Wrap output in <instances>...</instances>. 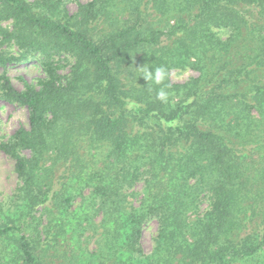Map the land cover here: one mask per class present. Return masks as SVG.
Instances as JSON below:
<instances>
[{
  "label": "trees",
  "instance_id": "trees-1",
  "mask_svg": "<svg viewBox=\"0 0 264 264\" xmlns=\"http://www.w3.org/2000/svg\"><path fill=\"white\" fill-rule=\"evenodd\" d=\"M0 39V66L13 44L47 74L23 91L0 80V102L29 111L0 142L20 181L0 202V264L264 258V0H91L75 13L0 0ZM184 68L198 76L172 82Z\"/></svg>",
  "mask_w": 264,
  "mask_h": 264
},
{
  "label": "rangeland",
  "instance_id": "rangeland-1",
  "mask_svg": "<svg viewBox=\"0 0 264 264\" xmlns=\"http://www.w3.org/2000/svg\"><path fill=\"white\" fill-rule=\"evenodd\" d=\"M70 13H75L81 3H88L91 0H65ZM0 39V44H1ZM8 52L15 56L16 60L6 66H0V80L3 77L10 79L13 85L24 90L27 85L41 87L46 80L47 74L41 66L43 58L39 55L26 57L24 51L15 45H3ZM20 59V60H19ZM56 65L59 66L58 73L67 75L71 72L74 64L73 58L67 55H57ZM198 74L190 68L174 69L171 71L170 78L174 83H185L197 77ZM29 126V111L19 105H10L0 102V142L7 141L14 133L22 128ZM20 185L18 175L15 171V161L8 155L0 152V202L9 201ZM135 202V201H133ZM158 224L151 222L144 229L142 236V246L147 254H150L154 247V238L157 234ZM94 248V245L91 246ZM258 264L264 263V258L259 259Z\"/></svg>",
  "mask_w": 264,
  "mask_h": 264
},
{
  "label": "clouds",
  "instance_id": "clouds-1",
  "mask_svg": "<svg viewBox=\"0 0 264 264\" xmlns=\"http://www.w3.org/2000/svg\"><path fill=\"white\" fill-rule=\"evenodd\" d=\"M164 75V70L162 68H156L155 70H152L147 67H141V76L143 79L148 82V81H155V82H160L161 79L163 78ZM160 96L163 97L164 93L161 92Z\"/></svg>",
  "mask_w": 264,
  "mask_h": 264
}]
</instances>
